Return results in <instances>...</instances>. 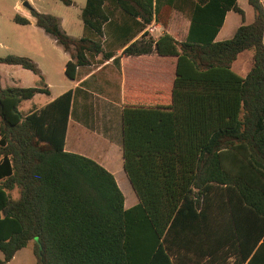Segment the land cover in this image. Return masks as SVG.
<instances>
[{
    "label": "trees",
    "instance_id": "16d2710c",
    "mask_svg": "<svg viewBox=\"0 0 264 264\" xmlns=\"http://www.w3.org/2000/svg\"><path fill=\"white\" fill-rule=\"evenodd\" d=\"M247 3L253 21L219 42L226 12L243 20L236 0H85L79 39L28 9L68 54L70 81L97 57L117 65L118 51L174 57L175 69L169 88L123 91L122 169L138 200L125 209L111 173L64 150L73 90L23 115L19 104L48 89L27 58L0 57L41 84L0 86V264L29 244L36 264H195L197 252L202 264H264V11ZM173 9L184 40L153 39L147 27H167ZM244 51L251 68L241 77L231 64Z\"/></svg>",
    "mask_w": 264,
    "mask_h": 264
},
{
    "label": "crops",
    "instance_id": "0c3cea01",
    "mask_svg": "<svg viewBox=\"0 0 264 264\" xmlns=\"http://www.w3.org/2000/svg\"><path fill=\"white\" fill-rule=\"evenodd\" d=\"M260 2L264 11V0H260ZM236 3L243 11V20L233 11L226 12L214 41L219 42L231 38L235 30L241 24H250L253 21L254 14L247 0H236ZM175 14L179 13L173 9L170 14L168 25L165 28L155 23L150 24L146 29L150 36L156 39L163 33L169 34V23L170 20L174 18ZM28 20L29 24H31V20L29 18ZM159 28H161V30H158L159 35L153 34L154 31H157L156 29ZM185 36L186 34L184 33V37L181 40L173 38L177 41H182ZM262 42L264 45V32ZM244 52L238 54L231 64L232 71L234 72L233 69L235 68L241 75L236 74L241 77H244L251 68L246 69L249 62L251 63V52L244 57L242 56L240 59ZM117 56L119 57L117 65L113 64L112 60H108L102 63L96 62L89 67L77 70L75 79L71 81L72 87L70 89L73 90L72 105L64 140L65 151L90 158L109 173L111 172L108 169L109 156H111L113 149L120 148L121 143L120 103L124 89L131 88L136 91L156 92L160 88H169L174 78L175 69L174 57H160L153 53L142 56H120V51L117 52ZM97 59H99V57L96 58V61ZM166 61L170 62L168 63ZM93 66H96V68H93ZM114 74H116V80H112L111 78ZM46 87L49 95L48 84ZM108 92L116 94V96H108ZM43 95L45 94H36L26 102L31 103ZM90 95L96 97L98 100L96 102H91L90 99H88ZM52 100L53 99L44 101L39 108ZM30 108H28V111L32 110V108ZM94 114L101 118L99 123L92 122V115ZM119 139L120 142L118 141ZM78 149L82 151H78ZM137 202L138 200L135 196V203L131 204L130 202L129 206L126 205L124 199V208H130ZM197 253L198 261L195 264H202L201 254L200 252ZM189 255L195 256L193 253H183V257ZM183 263L194 264L187 260L183 261Z\"/></svg>",
    "mask_w": 264,
    "mask_h": 264
},
{
    "label": "rangeland",
    "instance_id": "374dc122",
    "mask_svg": "<svg viewBox=\"0 0 264 264\" xmlns=\"http://www.w3.org/2000/svg\"><path fill=\"white\" fill-rule=\"evenodd\" d=\"M69 1L70 5H65L59 0H0V57L13 55L27 58L36 65L37 70L43 77L44 84H48L49 87L50 93L48 96L43 95L31 103L25 101L19 104L18 109L23 115L37 110L44 101L54 99L72 87V82L64 76L63 72L65 63L69 60L68 54L63 52L61 47L56 45L52 38L34 25L33 19L30 17L28 9L23 6V3L26 2L29 7L39 13L54 16L58 20L60 30L68 37L79 39L87 36L80 19V13L84 7L85 0ZM15 15L29 18L31 24H16L13 22V16ZM183 18L180 14H175L174 18L170 20L168 27L169 34L178 40L183 39L184 33L186 34L187 30V22L185 23V19L183 21ZM156 30L153 34L159 35L158 30H161V28ZM248 53L244 52L240 59ZM97 61L95 60L93 63ZM166 62L169 63L170 61ZM250 67L251 63L249 62L246 69ZM93 68H96V66H93ZM233 70L235 73L241 75L235 68ZM115 75L111 77L112 80H116ZM40 85L39 76L31 71L22 69L19 66L0 64L1 87L17 86L26 88ZM112 95L116 96V94L108 92V96ZM88 99L91 102L98 100L92 95ZM30 107L32 110L28 111ZM100 120L101 118L96 114L92 115V122L99 123ZM118 141L120 142V139ZM78 151L82 150L78 149ZM108 162V169L114 176L126 205H129L130 202L131 204L135 203V195L122 169L120 148L113 149ZM0 260H2L1 252ZM3 264H36V258L32 252V244L17 251L11 260Z\"/></svg>",
    "mask_w": 264,
    "mask_h": 264
},
{
    "label": "water",
    "instance_id": "95a60500",
    "mask_svg": "<svg viewBox=\"0 0 264 264\" xmlns=\"http://www.w3.org/2000/svg\"><path fill=\"white\" fill-rule=\"evenodd\" d=\"M23 6H24L25 8H27V9H29V8H30L26 2H25V3H23Z\"/></svg>",
    "mask_w": 264,
    "mask_h": 264
}]
</instances>
